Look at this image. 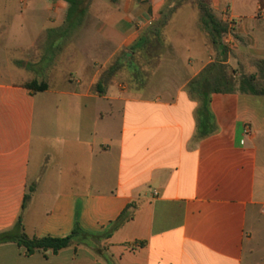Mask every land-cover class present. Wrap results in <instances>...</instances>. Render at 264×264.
I'll list each match as a JSON object with an SVG mask.
<instances>
[{
    "label": "crops",
    "instance_id": "crops-1",
    "mask_svg": "<svg viewBox=\"0 0 264 264\" xmlns=\"http://www.w3.org/2000/svg\"><path fill=\"white\" fill-rule=\"evenodd\" d=\"M143 1L93 0L64 38L65 0H0V234L22 218L30 238L102 236L58 253L0 244V264H264V95L212 94L217 129L200 137L189 84L212 60L189 44L145 87L106 85L161 16L165 0Z\"/></svg>",
    "mask_w": 264,
    "mask_h": 264
},
{
    "label": "rangeland",
    "instance_id": "rangeland-1",
    "mask_svg": "<svg viewBox=\"0 0 264 264\" xmlns=\"http://www.w3.org/2000/svg\"><path fill=\"white\" fill-rule=\"evenodd\" d=\"M203 1L210 6L216 18L227 27L224 39H222L223 34L221 35V45L225 48L222 52L213 45L202 23L199 4ZM225 1L230 3L220 9L214 7V3L217 2L212 0H165L161 2V16L157 21L140 32L137 42L132 47L119 52L115 57L113 65L117 66V71L114 79H107L106 85L115 83L121 89L145 87L150 83V79L153 78L165 55L176 51L181 55L185 54L186 45L189 44L198 52L206 46L211 53L212 62L210 64H216V67L209 73L210 85L197 84L195 89L198 90L200 87L203 91H209L217 85L222 86L221 83L224 81L220 82V80L225 77L236 91H241L240 83L243 78L252 75L257 77V86L264 89V75L257 68V62L264 61V2L254 18H251L257 0H247L248 4H244L246 3L244 0ZM154 2L155 0H145L142 4L145 8L149 6V11H151ZM230 19L236 24L235 27L230 26ZM244 22H247L246 33L242 29ZM83 37L87 39L88 34H83ZM225 38L229 41L226 42ZM99 63L97 58V66ZM109 68L105 70V73ZM194 94L197 97L196 93Z\"/></svg>",
    "mask_w": 264,
    "mask_h": 264
},
{
    "label": "trees",
    "instance_id": "trees-1",
    "mask_svg": "<svg viewBox=\"0 0 264 264\" xmlns=\"http://www.w3.org/2000/svg\"><path fill=\"white\" fill-rule=\"evenodd\" d=\"M68 5V13L66 17L67 31L63 32L64 38H70L74 35L75 31L83 24L87 13L89 11L90 5L93 0H65ZM116 1V0H113ZM199 10L201 13V19L204 27L208 31L213 45H215L221 52L225 49L221 45V35L222 39L227 34V27L219 21L214 13L211 11L210 6L206 2H201L199 4ZM216 67V64L208 65L203 72L191 81L189 84V90L191 93H196L197 97L201 101V107L199 109V136L205 137L214 133L217 129L215 119L210 110L211 97L214 93H233L236 91L234 86L224 77V81L221 83L222 86H215L209 91H203L202 89H195V85H208L210 82L209 73ZM257 68L260 73L264 75V61L257 62ZM110 70L108 73H110ZM257 77L250 76L243 78L240 83V89L242 92L250 93L253 95H264V89H260L256 83ZM104 84V78L99 81L97 84V89H100ZM229 86H227V85ZM210 85V84H209ZM226 85V87H224ZM36 83L28 85V88H36ZM45 86L40 87L39 89L43 90ZM195 95V94H194ZM34 190L31 189L29 194L25 196V203L28 202L31 198V194ZM130 215L128 210H125L117 221L114 223L112 229L106 233L104 236L110 238L112 234L121 228L129 219ZM102 236L97 234H92L87 231H84L78 224L73 230L72 234L65 238H30L24 230V225L22 218H20L15 225V227L7 232L0 234V244H5L9 242L17 243L19 246L26 249L27 254L32 255L37 251H48L51 250L54 253L73 247L76 245H86L93 247L97 245V240ZM90 242L92 244H90ZM94 242V243H93ZM97 246H94V248Z\"/></svg>",
    "mask_w": 264,
    "mask_h": 264
},
{
    "label": "built area",
    "instance_id": "built-area-1",
    "mask_svg": "<svg viewBox=\"0 0 264 264\" xmlns=\"http://www.w3.org/2000/svg\"><path fill=\"white\" fill-rule=\"evenodd\" d=\"M229 22L231 23L230 24L231 27H235L236 26V24L234 23V21L232 19H230ZM225 41L228 42L229 40L228 39L226 40V38H225Z\"/></svg>",
    "mask_w": 264,
    "mask_h": 264
}]
</instances>
